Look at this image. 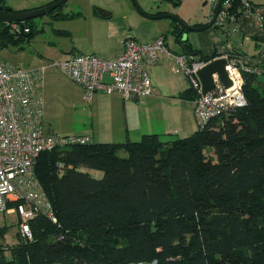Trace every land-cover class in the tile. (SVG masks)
<instances>
[{"label":"trees","instance_id":"1","mask_svg":"<svg viewBox=\"0 0 264 264\" xmlns=\"http://www.w3.org/2000/svg\"><path fill=\"white\" fill-rule=\"evenodd\" d=\"M232 1L226 23L243 14L240 0ZM93 11L112 15L99 6ZM172 15L182 53L214 59L198 56L182 38L188 30L180 21L186 22ZM16 23L19 31L11 24L0 30L2 46L32 40L33 19ZM210 28L228 32L226 24ZM241 72L246 103L189 136L164 140L146 133L139 140L41 152L34 174L57 222L46 214L31 219L32 238L18 233L15 245L0 244V264H264V69ZM179 96L195 100L199 92L190 86ZM208 147L213 155L205 153Z\"/></svg>","mask_w":264,"mask_h":264},{"label":"built area","instance_id":"2","mask_svg":"<svg viewBox=\"0 0 264 264\" xmlns=\"http://www.w3.org/2000/svg\"><path fill=\"white\" fill-rule=\"evenodd\" d=\"M219 1L207 0L212 7V17ZM232 2L223 1L216 24H226ZM240 2L243 13L255 17L259 23L264 22V3H255L254 0ZM11 26L15 31L20 30L17 23ZM123 45V52L115 58L77 53L54 63V66L61 68L81 87L85 101H90L97 93H118L124 99L145 98L154 89L147 65H155L162 55H170L175 61L173 69L183 72L199 92L194 110L198 128L244 105L246 99L241 71L257 69L245 67L240 55L230 54L226 71L232 85L225 87L215 74L216 86L202 94L197 71L209 61L184 53L173 54L163 35L150 42L127 37ZM43 72L44 69L30 70L0 60V215L14 212L19 218L18 233L25 240L33 236L29 221L39 214H46L57 222L49 197L34 174L41 152L63 145L92 142L89 135L60 136L46 131ZM58 166L61 168L63 165L59 163Z\"/></svg>","mask_w":264,"mask_h":264},{"label":"crops","instance_id":"3","mask_svg":"<svg viewBox=\"0 0 264 264\" xmlns=\"http://www.w3.org/2000/svg\"><path fill=\"white\" fill-rule=\"evenodd\" d=\"M164 1L165 3H161L157 7L152 6L144 10L141 6L144 11L140 9L144 13L151 15H160L163 13L178 14L187 24L195 26L205 25L211 20L212 7L205 6L207 0H188L190 1L191 9L184 7L186 0ZM254 2L264 3V0H254ZM109 7L112 11L109 10L112 14L111 17L104 18L94 13L93 16L108 24V36L115 37L117 42H112V45L105 46L100 45L91 37H85V40H80L78 37L73 38L72 36V41L69 44L71 46L64 50L65 53L69 54L66 58L72 54L84 53L96 54L102 58L111 59L123 52V41L127 37H133L142 42H150L158 36L165 34L162 33L163 30L160 28V30L152 34L137 32L136 35L128 36L133 30L131 22L132 14L126 10L118 14L114 8ZM143 15H139V18L146 21L150 19ZM136 18L133 16L134 20ZM161 19L163 18L150 20ZM172 21L173 19L170 21L171 29ZM227 23L228 32L212 28L202 31H183L182 38L187 37L189 43L194 48L200 50L201 54L198 56L215 55V58H219L228 57L232 53H238L245 67L264 69V22L259 23L255 17L243 13L237 21L230 19ZM157 25L159 27L162 26L161 23H157ZM166 26L165 23L163 25L165 27L164 29H166ZM68 32L71 34V31ZM177 45L179 46L177 51L168 49L173 54H180L182 53V46L178 42ZM174 63L175 61L172 56L162 55L157 64L147 65L154 89L153 93L145 98L124 99L118 93L112 95L97 93L90 101H85L82 89L77 85L78 90L81 91L82 99L85 103H88L84 106L89 107L91 111L97 110L96 125L93 130L90 132L82 131L78 135H89L92 141L93 137L97 135V137H101L97 142L122 143L128 140H139L146 133H158L160 135L178 134V129H186L188 131L187 133H194L198 129L194 115L196 101L187 100L179 96L180 92L188 87L186 88L185 86L184 77L172 68ZM55 67L57 68V66ZM51 68H54V66L47 64L44 73ZM59 70L62 74L68 76L61 68ZM45 76L48 85H51L55 81L51 75ZM43 95L44 120H46V115L50 111V105L48 101L47 104L45 102L44 82ZM77 105L79 108L82 103L78 102ZM49 120L52 121L51 119ZM90 121L92 124L94 123L93 118H90ZM115 132L120 135V140L116 142L113 140V134ZM186 136L187 134H184L180 137Z\"/></svg>","mask_w":264,"mask_h":264},{"label":"rangeland","instance_id":"4","mask_svg":"<svg viewBox=\"0 0 264 264\" xmlns=\"http://www.w3.org/2000/svg\"><path fill=\"white\" fill-rule=\"evenodd\" d=\"M53 1L55 0H5L6 4L11 6L14 10L36 9L46 6ZM136 1L139 7L141 8L142 6L144 10L165 3L164 0ZM96 6L110 11L111 9L109 6H111L118 14L124 10L129 11L132 14L131 22L133 30L128 36L136 35L137 32L152 34L161 28V30H163L162 33H165L163 36L166 38L168 48L173 51L178 50L179 46L176 42V36L170 31V21L173 18L167 17L161 20H143L139 18V15L143 14L140 12V8L134 4L133 0H68L62 7L33 19L36 33L31 37L32 40H20L15 44H8V46H2L0 41V60L4 63L21 66L30 70H45L47 64L54 66V63L62 62L66 59V56L69 54L65 53L64 50L71 46L69 44L72 41V36L73 38L78 37L80 40H85V37H91L100 45L105 46L109 44L112 45V42L116 43L117 40L115 37L108 36V24L94 18L93 10ZM205 6L211 7L208 2ZM184 7L191 9L190 1L186 0L184 2ZM59 11L65 14H72L74 12H79L81 14L74 18L55 19L52 15ZM133 16L137 17L136 20L133 19ZM157 23H161L162 26L159 27ZM165 23L167 25L166 29L163 27ZM7 25L9 24H0V30L3 31ZM10 28L13 32H16L12 26ZM65 31H71V34H66ZM59 69L54 66V68L47 70L45 73L43 72L45 102L47 104L48 101L50 105V113L48 112L45 120L46 131L57 133L60 136H76L82 131L90 132L96 125L97 110L91 111L89 107L84 106L88 103H85L82 99V94L81 91L78 90L77 84L70 80L68 76L62 74ZM179 73L184 77L186 88H189L191 82L185 77L183 72ZM45 75H51L55 81L51 85H48ZM78 102L82 103L79 108L77 105ZM90 118L94 119L93 124ZM178 131V134L162 135V137L164 140H172L184 134H187V136L192 134L190 131V133H187L188 131H186V129H178ZM91 136L93 137V135ZM99 138L101 137H97L96 135L93 137V141L97 142ZM113 138L114 142H116L120 140V135L115 132ZM205 153L207 155H213L214 151L212 148L208 147L205 149ZM119 155L127 156V153L121 150ZM89 171L95 178H101L103 176V172L100 170L89 169ZM18 221V216L12 211L0 215V244L4 245V247H11L18 242L20 238L18 236ZM3 227H8V231L4 237L1 235V229ZM5 228H3V230ZM7 254H9V252H7Z\"/></svg>","mask_w":264,"mask_h":264},{"label":"water","instance_id":"5","mask_svg":"<svg viewBox=\"0 0 264 264\" xmlns=\"http://www.w3.org/2000/svg\"><path fill=\"white\" fill-rule=\"evenodd\" d=\"M67 1L68 0H55L46 6L31 10H3L0 8V24L2 23L12 24L16 22H23L29 19H35L39 16L50 13L59 7H62ZM223 1L224 0L219 1L216 11L214 12V15L209 21V23L203 26H195L180 21L182 27L188 31H202L210 28L212 25L215 24L217 20ZM133 2L138 8H140L136 0H133ZM140 12H142L146 17L150 19H157L164 17L176 18L174 15L168 13H163L160 15H151L144 13L141 9ZM183 39L187 40V37H184ZM227 62H228L227 57L215 58L210 60L205 66H203L197 71V76L202 85V94H206L216 86L214 79L215 74L218 76L220 82L225 87H229L232 85V81L229 78V75L226 71Z\"/></svg>","mask_w":264,"mask_h":264},{"label":"flooded vegetation","instance_id":"6","mask_svg":"<svg viewBox=\"0 0 264 264\" xmlns=\"http://www.w3.org/2000/svg\"><path fill=\"white\" fill-rule=\"evenodd\" d=\"M0 8L3 9V10H14L11 6L7 5L6 2H5V4H4L2 7H0Z\"/></svg>","mask_w":264,"mask_h":264}]
</instances>
